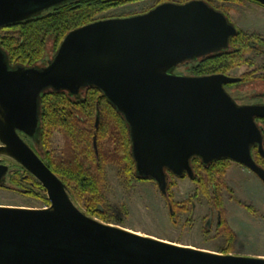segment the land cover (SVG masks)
<instances>
[{"label":"water","instance_id":"obj_1","mask_svg":"<svg viewBox=\"0 0 264 264\" xmlns=\"http://www.w3.org/2000/svg\"><path fill=\"white\" fill-rule=\"evenodd\" d=\"M73 0H0V29ZM264 5V0H255ZM237 27L205 0H166L126 16L70 30L46 65H12L0 45V184L11 159L45 188L49 204H0V264H264L263 255L223 253L145 235L88 214L21 136L35 138L42 93L96 86L124 116L136 172L167 193L169 170L194 177L191 158H228L264 182V105L238 104L225 73L173 72L229 46ZM100 112L96 114V126ZM96 134L94 144H96ZM212 219V215L209 220Z\"/></svg>","mask_w":264,"mask_h":264},{"label":"trees","instance_id":"obj_2","mask_svg":"<svg viewBox=\"0 0 264 264\" xmlns=\"http://www.w3.org/2000/svg\"><path fill=\"white\" fill-rule=\"evenodd\" d=\"M132 1L139 0H73L61 4L38 16L1 28L0 45L12 62L46 65L70 30L96 20L99 14L109 9ZM161 1L166 0H159L157 3ZM238 40H240L238 36L232 37L230 44ZM239 54L229 62L214 56L208 57V54L203 55L199 57L198 63L188 65L182 70L178 66L173 72L192 75L226 73L231 67L243 63L242 55ZM97 111L100 112L98 126L95 124ZM262 133L264 136L263 129ZM56 134L60 135L62 141L59 147L53 145ZM29 140L31 144L35 141L42 143L43 161L63 180L75 202L88 214L102 220L110 222L112 219L107 208L106 194L108 189L106 169L109 165L116 169L118 179L126 187H131L138 181H152L150 178L138 176L128 124L124 116L96 86L82 87L76 94L52 88L45 90L41 100L40 130L35 138L29 137ZM255 147L252 149L253 156L263 166L264 158ZM231 163L232 160L228 158L205 163L200 157L194 156L191 158L194 169V177L191 179L196 184L194 195L188 199L178 200L174 190L177 186L176 177L169 170L168 189L167 193L163 194L175 225L181 224L183 215H188L183 224H189L192 200L200 195L205 196L209 207L220 214V220L213 234L207 225L204 226V231L211 239L223 238L221 246L223 253L232 252L237 240L236 231L228 221L225 192L244 208L253 210L252 205L236 198L233 188L226 180ZM20 168L21 170L17 169L8 174L7 180L15 186H23L25 183L24 192L49 204L46 190L41 183L23 166ZM186 177L189 176L184 175L182 178Z\"/></svg>","mask_w":264,"mask_h":264},{"label":"rangeland","instance_id":"obj_3","mask_svg":"<svg viewBox=\"0 0 264 264\" xmlns=\"http://www.w3.org/2000/svg\"><path fill=\"white\" fill-rule=\"evenodd\" d=\"M158 1L128 2L109 9L99 14L98 17L142 13L149 10ZM251 23L263 28L264 17L259 14L256 18H251ZM239 73L240 69L236 70L235 74ZM61 144L60 135L56 134L53 138V145L59 147ZM106 172L108 180L107 208L112 218L110 223L168 241L222 252L223 238L211 239L204 231L209 213V204L205 196L200 195L192 200L195 208L190 215L189 224H183L188 217V215H183L181 224L175 225L170 217L163 194L154 180L138 181L131 187H126L118 179L114 167L109 165ZM226 180L233 188L236 198H240L253 207V210L244 208L225 192L228 221L237 234L234 250L230 253L264 256V184L252 171L234 161L227 172ZM4 182L3 185H0V204L28 207L48 205L42 199L24 192L25 184L23 187L11 184L10 180ZM176 183L177 186L174 190L178 200L188 199L194 195L196 184L190 177H176ZM215 228L216 225L213 224L211 234L214 233Z\"/></svg>","mask_w":264,"mask_h":264},{"label":"flooded vegetation","instance_id":"obj_4","mask_svg":"<svg viewBox=\"0 0 264 264\" xmlns=\"http://www.w3.org/2000/svg\"><path fill=\"white\" fill-rule=\"evenodd\" d=\"M185 1L188 0H184L181 2H185ZM205 1L215 9L223 12L228 17L229 21L233 23L238 29L237 34L234 35L233 38L238 36L240 40H238L234 44L229 43V46L226 48L208 53V57L214 56L218 59H226L228 62L232 59H235L236 55H238L239 53H241L242 55L241 61L243 60V63L231 67L225 73L227 75L240 77V80L236 82L226 83L225 89L233 97V99L240 105H245V104L264 105V27L261 28L251 23V18H256V16L259 14L264 17V5L255 0H205ZM199 57L186 60L183 63H181L179 66L185 68L186 66L191 65L193 63H198L200 60ZM11 63L12 65L17 64L16 62H12V61ZM239 69H240V73L236 75L235 74L236 70ZM220 73H224V72H220ZM256 121L259 124L261 130L262 129L264 130V117H256ZM20 134L26 140L28 145L42 158V154H43L42 143L35 141L33 142V144H31L28 136H26L22 132ZM255 150L258 151L257 146L255 147ZM7 160L9 161L5 162ZM2 162L9 164L10 171L8 174L15 172L17 169L21 170L20 168L21 165L16 163L15 161H12L11 159L3 158ZM257 162L261 164L259 161ZM262 165L264 167V163ZM247 169L250 170L249 168ZM8 174L5 180L8 179ZM194 208H195L194 201H192V211ZM215 212L216 211L212 207H209L208 221L205 224L209 229H212L213 224L216 225L217 222L220 220V214L216 212V216H215ZM211 215H212V219L209 220V217Z\"/></svg>","mask_w":264,"mask_h":264}]
</instances>
